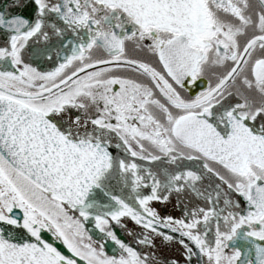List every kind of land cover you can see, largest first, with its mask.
<instances>
[{
	"label": "flooded vegetation",
	"instance_id": "1",
	"mask_svg": "<svg viewBox=\"0 0 264 264\" xmlns=\"http://www.w3.org/2000/svg\"><path fill=\"white\" fill-rule=\"evenodd\" d=\"M191 19L177 30L100 0H0V98L116 152L133 207L196 247L123 210L75 209L1 156L0 220L70 264H264V144L250 143L264 140V0H194Z\"/></svg>",
	"mask_w": 264,
	"mask_h": 264
},
{
	"label": "water",
	"instance_id": "2",
	"mask_svg": "<svg viewBox=\"0 0 264 264\" xmlns=\"http://www.w3.org/2000/svg\"><path fill=\"white\" fill-rule=\"evenodd\" d=\"M100 1L119 6L137 21L156 26L182 30L192 22L194 0ZM250 137L251 144H264L262 138L253 134ZM0 156L43 191L75 209L85 213L123 210L196 247L189 237L147 219L133 207L120 187L116 152L99 143L70 140L54 120L9 98H0ZM252 159L264 166V148ZM88 230L94 236L95 231ZM42 239L70 256L63 244L54 242L51 236ZM0 264L70 263L27 229L0 220Z\"/></svg>",
	"mask_w": 264,
	"mask_h": 264
}]
</instances>
